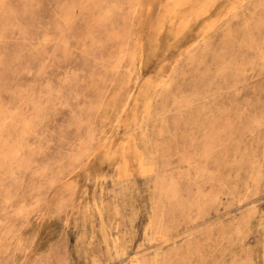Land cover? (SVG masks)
Instances as JSON below:
<instances>
[{"label": "rangeland", "instance_id": "374dc122", "mask_svg": "<svg viewBox=\"0 0 264 264\" xmlns=\"http://www.w3.org/2000/svg\"><path fill=\"white\" fill-rule=\"evenodd\" d=\"M0 264H264V0H0Z\"/></svg>", "mask_w": 264, "mask_h": 264}]
</instances>
